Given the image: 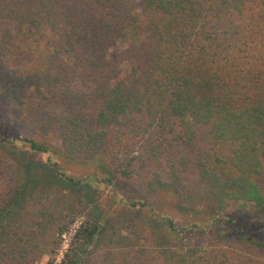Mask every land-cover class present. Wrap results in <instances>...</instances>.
<instances>
[{"label":"trees","instance_id":"16d2710c","mask_svg":"<svg viewBox=\"0 0 264 264\" xmlns=\"http://www.w3.org/2000/svg\"><path fill=\"white\" fill-rule=\"evenodd\" d=\"M28 40L43 51L26 58ZM12 108L31 112L42 141L16 133ZM27 155L44 157L57 184L30 186L23 167L12 190L8 171ZM56 156L123 157L121 182L135 171L173 216L264 210V0H0V264L51 256L72 222L65 192L81 183ZM102 223L89 217L60 264H264V240L245 232L178 256L147 224L107 237Z\"/></svg>","mask_w":264,"mask_h":264},{"label":"rangeland","instance_id":"374dc122","mask_svg":"<svg viewBox=\"0 0 264 264\" xmlns=\"http://www.w3.org/2000/svg\"><path fill=\"white\" fill-rule=\"evenodd\" d=\"M139 6L138 4L137 7L139 8ZM14 44L17 45L19 42L15 43L14 41ZM43 44L42 40L38 42L28 40L22 44L21 50L26 55V58L33 57L43 51ZM123 48L122 46H116L112 49L111 56H119L123 52ZM129 67L127 60L122 63V76L129 72ZM11 110L8 124L16 133L20 137L32 138L38 142L42 141L40 133L31 126V112H27L25 117H22L12 113L14 111L13 108ZM56 159L60 162V172L66 173L75 181H80L81 183L78 186H70L71 191L69 189V191L67 190L68 192H65L73 195L71 200L76 204V213L69 227L60 237L59 245L54 253L51 256H43L36 264H57L61 259V255L68 249L75 232L93 215L99 217L104 222L102 224L106 225L107 237L114 233L125 236L131 231L128 226L130 224L133 227L139 224H147L168 239L170 249L178 256L199 254L207 248L210 240L225 238L229 233L242 235L245 232L247 233L246 235H250L254 239L264 240V210L252 211L247 206L246 211L248 212L234 213L237 208L235 204L224 212L212 214L211 219H206L204 216H193L192 218L173 216V214H169L170 212L167 211V208L163 209L158 204L153 203L157 193L145 189L143 182L137 181L139 177L135 171L131 173L135 180H132L127 185L121 182V171L125 163L123 157L103 158L95 162L73 163H68L59 156H56ZM23 167L31 169L29 176L30 186H34L36 183L41 185L49 184L48 182L57 184L58 178H55L53 173L46 168L44 157L27 155L22 158L20 166L12 164L11 169L8 171L5 180L12 190L18 186L21 180V169ZM107 179H111V182L109 183ZM115 186L119 189L115 188ZM79 198L85 199V201L83 200L82 204H79L77 202ZM134 202H143L149 207L132 209L129 205ZM166 206L170 208L169 204ZM163 215H170L173 218L175 225L173 228H170L161 219ZM147 218L151 221L147 220ZM96 242L98 243L88 246V252H101L104 244L100 243L99 240Z\"/></svg>","mask_w":264,"mask_h":264},{"label":"built area","instance_id":"2783aa9c","mask_svg":"<svg viewBox=\"0 0 264 264\" xmlns=\"http://www.w3.org/2000/svg\"><path fill=\"white\" fill-rule=\"evenodd\" d=\"M67 250V249H66ZM65 250V251H66ZM65 253V252H64ZM62 257H63V254L61 255V259H62ZM61 259H60V261H58V263L57 264H60V262H61Z\"/></svg>","mask_w":264,"mask_h":264}]
</instances>
